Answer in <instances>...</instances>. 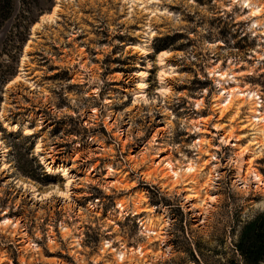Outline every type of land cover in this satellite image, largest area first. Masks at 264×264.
<instances>
[{
  "label": "rangeland",
  "instance_id": "374dc122",
  "mask_svg": "<svg viewBox=\"0 0 264 264\" xmlns=\"http://www.w3.org/2000/svg\"><path fill=\"white\" fill-rule=\"evenodd\" d=\"M249 1L260 16L242 0H14L0 27V61L23 31L0 93V264H244L235 245L264 214L252 173L264 181V141L251 144L263 127L248 122L256 103L246 98L219 114L214 75L228 73L229 89L233 72L264 115V26L254 24H264V0ZM163 51L167 95L158 91ZM139 72L145 100H135ZM167 161L197 171L173 185ZM46 166L68 168L70 199L56 191L65 176ZM192 186L203 206L187 197ZM149 220L160 235L143 229Z\"/></svg>",
  "mask_w": 264,
  "mask_h": 264
},
{
  "label": "bare ground",
  "instance_id": "6f19581e",
  "mask_svg": "<svg viewBox=\"0 0 264 264\" xmlns=\"http://www.w3.org/2000/svg\"><path fill=\"white\" fill-rule=\"evenodd\" d=\"M235 1V0H234ZM239 1V0H237ZM136 0H131V8L134 6L133 4H135ZM243 3L246 4V6L248 7L249 9V12H250V16L253 17V18H256L258 16L261 15L263 9L260 5L254 3V2H251L249 0H242ZM58 8V5L54 6L53 7V10L52 12L49 14V15H44L40 18L41 21H44V20H52L54 15L56 14V10ZM142 9L144 10V7H142ZM49 22V21H48ZM255 26L256 27H262L264 26V24H259L257 21L254 22ZM38 24H35L33 26V28L35 26H37ZM152 35V34H151ZM150 36V35H149ZM146 44H144L145 46ZM28 47V43L26 44L25 46V50L26 48ZM136 49H139V51L141 53H146L147 50L144 49L143 45L142 46H137ZM147 54V53H146ZM171 54V52H167V51H163V52H160L158 55H157V59H158V63L159 65H162L163 66V69L161 68V73L158 75L160 77V80H161V86H160V89L158 90L160 94L162 95H167L169 92H170V89L168 86H164V82L163 79L165 76H169L170 73H173V68L172 67H169L171 70L169 72H166L164 70V68H166L167 66V62H165L166 58L169 57ZM21 62H23V56L21 58ZM22 70V68H21ZM169 73V74H168ZM23 74L22 72L17 75L11 82H9V84L13 83L14 81H17V80H20L21 78H23V76L21 75ZM145 72H139L137 73V75L140 77V82L138 83V86H137V91H135V97L136 99L135 100H140V98H142L141 100H145L144 98V95H142L143 93V89L145 88L146 84H144L143 82V79H144V76H145ZM216 75H214L216 77V79L218 80V84L220 85V89L222 90V93L220 94L219 98L216 99V101H218V103L216 104V109L219 110V114L222 115L224 114L226 111L230 110L231 107H233V105H235V100H237V97L238 99L239 98H246L251 104H254L256 103V105H253L250 110H249V113H250V116H249V119H248V122L250 123H253L256 127V125L258 124H261V127L263 128H259L256 127V128H252V140H251V144L253 146H257V148L261 147L262 144H263V141H264V115L262 114L261 112V108H262V105L260 104L261 101H258V102H255L254 100L259 98L257 97L256 93L254 92H245L243 89H241V87L238 85V80L235 78V75L234 73H230L231 77V81L229 83H233L234 87H229V89H225L224 87L221 86V82H224L225 80H228L229 78H227V74L225 72H216L215 73ZM249 74H253L252 72H250ZM163 83V84H162ZM32 85V84H31ZM142 93V94H141ZM106 102H109V100H107ZM235 110L237 111L238 110V105L236 106ZM93 113H96V110H92ZM0 119L2 120V116L0 115ZM4 121V120H3ZM4 126H7V124H5L4 122ZM16 126H14L15 128ZM13 128V127H12ZM26 131H29V130H26ZM27 133V132H25ZM30 133V131H29ZM199 142V140H197ZM236 141H238V139H236ZM42 144H38L36 146V152H39L42 150L41 148ZM6 150H4L5 152ZM249 150H248V147L245 146L243 147V149L241 150L240 154H245L247 153ZM42 161L44 159V157H41L40 158ZM53 162V159L50 158V161L47 163V165H50L51 163ZM175 163L171 162V161H167L165 162L164 164V167L165 169L167 170L166 174L163 175V177H166L168 176L169 178L172 179V184L174 185H179L180 184V179L185 175L187 177L191 176V175H194L195 172L197 171V168H195L193 166V164L191 162H188L185 166V168L183 170H179V169H175V166H174ZM240 169V167H239ZM46 170L49 172V174H54L56 171H61L62 172V175L65 176L66 178V184H65V189L63 191H60V190H57L65 199H70V192H71V186H73V179H71V177L68 176V168L64 167L62 168L61 170L59 169H55V168H51L49 166H46ZM110 170L112 171V169L110 168ZM90 172L92 171H89L88 174H90ZM253 173V176L255 178V181L259 184V185H262L264 187V181L262 180L260 174L256 173L255 171H252ZM86 180H88V178H86ZM189 183L191 185H194L195 184V181L194 179L192 178ZM188 183V184H189ZM187 185V184H185ZM25 186V185H24ZM31 187V186H30ZM33 188V187H31ZM33 190V189H32ZM186 192H187V197H192V198H196L198 199V204L200 206H203L205 204V201H206V198H200L199 195H197L196 191L194 190V187H188L186 189ZM120 211H124V206L122 204H119L118 207H117ZM135 214H137L135 212ZM12 223L11 220L9 219H4L2 224L4 226H7L8 224ZM14 226H16L17 224L16 223H13ZM141 225H144L143 222L141 223ZM148 226L144 225L143 229L146 231L147 234H150V235H157L159 234L160 232H158V228H155L154 225L152 223H150V220L148 221ZM161 231V230H160ZM160 235V234H159ZM32 246H34L32 244ZM111 247V244L110 242H106V245H105V248H109ZM124 248V247H122ZM135 252L140 255V256H143L144 255V252L142 251V247L141 246H138L136 249H135ZM116 260L118 263H123L125 261V258H126V253L124 250H119L116 252Z\"/></svg>",
  "mask_w": 264,
  "mask_h": 264
},
{
  "label": "trees",
  "instance_id": "16d2710c",
  "mask_svg": "<svg viewBox=\"0 0 264 264\" xmlns=\"http://www.w3.org/2000/svg\"><path fill=\"white\" fill-rule=\"evenodd\" d=\"M14 0H0V27L11 16ZM23 43V31L19 30L8 37L5 42L12 51H4L7 58L0 61V93L5 82L14 75L17 62V52ZM2 54V55H3ZM1 56V55H0ZM1 99V95H0ZM240 252L244 264H262L264 261V214H259L249 221L242 230L235 245Z\"/></svg>",
  "mask_w": 264,
  "mask_h": 264
}]
</instances>
